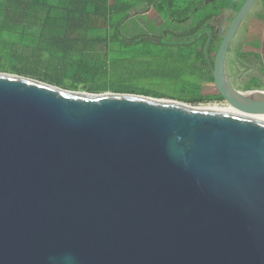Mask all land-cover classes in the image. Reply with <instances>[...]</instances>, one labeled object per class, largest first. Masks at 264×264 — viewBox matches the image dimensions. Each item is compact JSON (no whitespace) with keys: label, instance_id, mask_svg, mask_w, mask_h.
I'll use <instances>...</instances> for the list:
<instances>
[{"label":"water","instance_id":"obj_1","mask_svg":"<svg viewBox=\"0 0 264 264\" xmlns=\"http://www.w3.org/2000/svg\"><path fill=\"white\" fill-rule=\"evenodd\" d=\"M256 1L215 57L225 101L0 71V264H264V89L227 71Z\"/></svg>","mask_w":264,"mask_h":264},{"label":"trees","instance_id":"obj_2","mask_svg":"<svg viewBox=\"0 0 264 264\" xmlns=\"http://www.w3.org/2000/svg\"><path fill=\"white\" fill-rule=\"evenodd\" d=\"M245 1L0 0V34L18 39L31 35L41 41L50 42L49 44L55 47L69 50L71 54H86L91 62L96 59L97 54L94 49H89L90 47L104 45L106 49L117 52L123 50L124 45L143 41L152 42L156 46H171L178 53L180 71L188 73L189 79L182 87L186 88L183 94L170 98L197 104L205 102L208 94L202 92L201 86L192 80V75L199 74L204 81H215L213 67L223 36L220 35L214 20L225 11H232L236 16ZM150 6L159 10V18H150L141 12V9ZM259 17L258 22H261V13ZM258 37V41L248 44L253 50H239L237 57L252 56L261 61L263 41L259 35ZM4 44L3 52H6V56L0 54V62L7 60V54L11 53L14 57L20 52L16 48V42ZM105 56L108 57L106 53ZM15 65L18 66L17 62ZM72 66L79 70L88 69L87 64L82 61L74 60L71 62ZM8 70L0 67L3 72L28 76L20 70ZM51 83L59 86L58 83ZM263 85L261 78L254 77L253 82L246 83L243 89H261ZM107 90L89 88L83 91L101 93ZM110 91L132 93L122 89ZM218 96L225 100L220 93Z\"/></svg>","mask_w":264,"mask_h":264},{"label":"rangeland","instance_id":"obj_3","mask_svg":"<svg viewBox=\"0 0 264 264\" xmlns=\"http://www.w3.org/2000/svg\"><path fill=\"white\" fill-rule=\"evenodd\" d=\"M263 6L264 0H257L253 7L255 11L253 10L243 20L231 43L230 58L237 57L239 50H253L248 44L258 41V35L263 41L261 53L264 55V22L263 20L258 22L260 17L256 15ZM158 11L154 7L151 12L152 17L159 18ZM234 17L232 11H225L214 20V24L221 29L222 36L227 32ZM13 42H16V48L20 52L14 57L11 53L7 54V60L0 62L1 68L20 70L23 74L45 82L58 83L63 88L108 89L107 92L122 89L136 94L165 96L163 98L172 99L170 97H180L183 94L186 88L182 87L189 79L188 73L180 71L181 62L177 58L178 53L171 46H156L149 41L124 45L123 50L117 52L106 49L104 45L97 48L90 47L89 49H94L97 54L92 62L86 54H71L69 50L55 47L49 44L50 42L41 41L31 35L18 39L0 34V54L6 56V52H3L4 43ZM22 43L27 45H20ZM74 60L84 62L88 69L79 70L71 67V62ZM16 62L18 66L15 65ZM191 78L201 86L204 94H208L207 100L197 104L176 100L193 106L225 101L218 96L219 92L214 82L204 81L199 74L192 75ZM236 87H241L240 82H237Z\"/></svg>","mask_w":264,"mask_h":264},{"label":"flooded vegetation","instance_id":"obj_4","mask_svg":"<svg viewBox=\"0 0 264 264\" xmlns=\"http://www.w3.org/2000/svg\"><path fill=\"white\" fill-rule=\"evenodd\" d=\"M153 8H154V6H150L149 8L141 9L142 10L141 12L148 15V17H150V18H155V17H152V15H151ZM137 14H138V12H136V15ZM217 28L219 29V32L221 35L222 34L221 29L219 27H217ZM149 37H151V36H149ZM223 37H224V35H223ZM229 54H230V50H229ZM229 54L227 57V71H228L230 80L235 87H236L237 82H240V84H241L240 88H242V89H240V88H238V89L242 90V91H247L243 88L245 87L246 83L253 82L254 77L261 78V80L264 84V55L262 53L261 54H262L263 59L261 61L257 58L252 57V56L246 57V58H239V57L230 58ZM213 71H214V67H213ZM262 88H264V85ZM251 90H254V89H251Z\"/></svg>","mask_w":264,"mask_h":264},{"label":"crops","instance_id":"obj_5","mask_svg":"<svg viewBox=\"0 0 264 264\" xmlns=\"http://www.w3.org/2000/svg\"><path fill=\"white\" fill-rule=\"evenodd\" d=\"M254 9H252L251 10V12L253 11ZM255 11V10H254ZM251 12H250V14H251ZM259 13H261L262 14V20H263V22H264V6H263V8L261 7V11L260 12H256V15H259ZM249 14V15H250Z\"/></svg>","mask_w":264,"mask_h":264}]
</instances>
